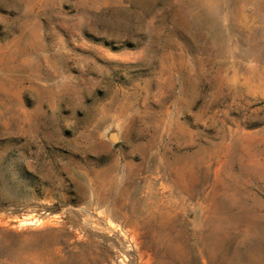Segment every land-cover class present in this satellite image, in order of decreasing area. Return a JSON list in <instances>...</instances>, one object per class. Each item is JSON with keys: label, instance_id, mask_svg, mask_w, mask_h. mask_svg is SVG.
Masks as SVG:
<instances>
[{"label": "rangeland", "instance_id": "obj_1", "mask_svg": "<svg viewBox=\"0 0 264 264\" xmlns=\"http://www.w3.org/2000/svg\"><path fill=\"white\" fill-rule=\"evenodd\" d=\"M0 264H264V0H0Z\"/></svg>", "mask_w": 264, "mask_h": 264}]
</instances>
